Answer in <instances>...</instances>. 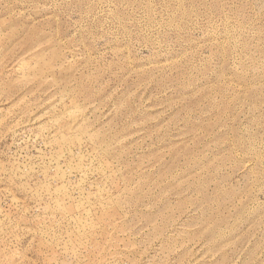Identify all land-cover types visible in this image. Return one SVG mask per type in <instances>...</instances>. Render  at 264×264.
Instances as JSON below:
<instances>
[{
    "label": "rangeland",
    "instance_id": "374dc122",
    "mask_svg": "<svg viewBox=\"0 0 264 264\" xmlns=\"http://www.w3.org/2000/svg\"><path fill=\"white\" fill-rule=\"evenodd\" d=\"M0 264H264V0H0Z\"/></svg>",
    "mask_w": 264,
    "mask_h": 264
}]
</instances>
